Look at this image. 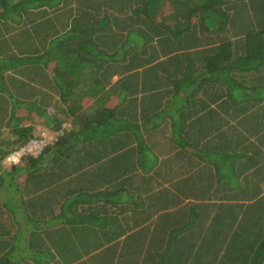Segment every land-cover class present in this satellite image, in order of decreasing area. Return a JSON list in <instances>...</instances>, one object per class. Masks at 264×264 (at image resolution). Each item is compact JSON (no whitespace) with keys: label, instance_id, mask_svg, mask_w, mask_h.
I'll list each match as a JSON object with an SVG mask.
<instances>
[{"label":"trees","instance_id":"obj_1","mask_svg":"<svg viewBox=\"0 0 264 264\" xmlns=\"http://www.w3.org/2000/svg\"><path fill=\"white\" fill-rule=\"evenodd\" d=\"M222 112L250 142L199 156ZM39 124L26 263L264 264V0H0V160Z\"/></svg>","mask_w":264,"mask_h":264},{"label":"crops","instance_id":"obj_2","mask_svg":"<svg viewBox=\"0 0 264 264\" xmlns=\"http://www.w3.org/2000/svg\"><path fill=\"white\" fill-rule=\"evenodd\" d=\"M215 106L213 104V107ZM250 113L251 110L249 113H244L241 118ZM200 116L202 118H199ZM224 116L225 113L222 112V119H224ZM195 121L196 123L193 126L190 125L191 119L187 120L185 131L187 136H192L191 140L195 144V151L199 156L207 152L211 143V149L215 147L217 142H219V145H228L234 148L237 140H239L237 144L241 143V149H243L242 147L248 145L247 143L251 140V132L241 126L237 120L228 123L227 120L221 121L220 118L212 114L205 117L201 113ZM244 137H249V141L246 142ZM10 156L0 160V178L2 174L5 172L10 173L11 168L20 163V160L13 161ZM199 156H197V159H201ZM241 158L237 160V164L240 163ZM9 189L10 187L1 185L0 181V264H28L23 261V258H27V245L25 246V244L28 241L34 244L36 242L29 240L28 214L21 199V193L10 192ZM13 247L15 248L11 251Z\"/></svg>","mask_w":264,"mask_h":264},{"label":"rangeland","instance_id":"obj_3","mask_svg":"<svg viewBox=\"0 0 264 264\" xmlns=\"http://www.w3.org/2000/svg\"><path fill=\"white\" fill-rule=\"evenodd\" d=\"M36 131L38 133L37 135L40 136V138H38L37 140L30 141V143L35 145L36 151H38V149H42L50 140L55 138V136L57 135L56 133H52L48 131V129L44 125H41V124L37 126Z\"/></svg>","mask_w":264,"mask_h":264},{"label":"built area","instance_id":"obj_4","mask_svg":"<svg viewBox=\"0 0 264 264\" xmlns=\"http://www.w3.org/2000/svg\"><path fill=\"white\" fill-rule=\"evenodd\" d=\"M35 148V145L30 143L26 147L22 148L19 152L12 154L10 157L13 161H19L22 156L27 154L38 155L42 149H38V151H36Z\"/></svg>","mask_w":264,"mask_h":264}]
</instances>
